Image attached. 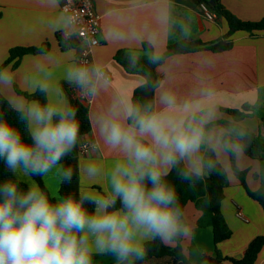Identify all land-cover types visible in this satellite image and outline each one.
Listing matches in <instances>:
<instances>
[{"label": "clouds", "instance_id": "obj_1", "mask_svg": "<svg viewBox=\"0 0 264 264\" xmlns=\"http://www.w3.org/2000/svg\"><path fill=\"white\" fill-rule=\"evenodd\" d=\"M154 42L150 38L149 47ZM148 59L160 61L151 53ZM66 79L87 98L97 96L106 82L104 71L95 65L71 67ZM12 83V75L0 71V85ZM38 90L47 93V85L40 83ZM9 103L30 139L0 118V160L11 173L0 182V264H95V256L135 264L145 257L149 242L159 239L174 245L189 238L193 226L186 222L176 188L167 177L175 168L185 181L202 179L216 167L207 152L217 158L229 153L239 158L248 136L232 123L209 129L217 118L213 109L178 119L171 115L176 111L172 107L158 111L152 104L116 100L97 117L99 139L92 151H102V144L120 158L108 173L95 163L82 169L91 182L105 177L104 191L81 187L78 197L56 196L52 202L30 178L45 177L56 169L62 182H70L73 170L65 169L61 161L81 139L77 109L22 99ZM182 111L191 113L193 106L185 103ZM21 183H27V189Z\"/></svg>", "mask_w": 264, "mask_h": 264}, {"label": "crops", "instance_id": "obj_2", "mask_svg": "<svg viewBox=\"0 0 264 264\" xmlns=\"http://www.w3.org/2000/svg\"><path fill=\"white\" fill-rule=\"evenodd\" d=\"M223 6L245 22H259L264 18V0H221ZM96 12L101 17V44L93 50L92 66H99L111 75L97 96L92 97L90 119L92 129L81 137L71 152L79 163V186L90 191L103 192L106 178L91 182L82 169L88 163L99 165L105 173L111 171L120 158L117 153L104 148L83 154V143L95 142L97 117L116 100H133L135 91L147 80L138 73H128L116 60L119 51L126 52L135 60L148 58V54L162 55L170 45L181 41L217 42L226 37L229 25L218 16L207 19L196 0H94ZM67 18L61 10V0L52 6L49 0H0V71L13 77L10 87L0 85V94L8 101L25 100L24 94L37 93L38 85L44 83L48 91L46 104L70 106L66 90L76 89L66 79L69 68L77 66L78 50L72 42L61 35L67 28ZM154 37L151 51L143 49ZM232 48L222 53L203 50L168 58L159 68L161 83L154 91L155 108L172 112L176 118L189 119L213 109L216 120L232 121L223 109L240 110L251 107L250 116L241 125L250 129L264 142V30L253 33L239 31L231 38ZM47 47L43 52L25 55L14 68V63L4 66L14 48ZM174 99V103H170ZM193 106L191 113L182 111L183 105ZM254 109V110H253ZM218 126V125H217ZM216 127V126H214ZM212 127V128H214ZM211 128V129H212ZM229 176L225 189L222 211L232 232L229 240L215 244L212 229L199 228L202 213L194 203L184 211L185 220L193 226L192 234L184 239L185 253L193 264H206L203 257L242 259L249 244L258 236H264V210L249 197L246 189L235 176L229 156L218 158ZM237 166L247 171V185L251 191L264 189V156L253 160L244 153L237 158ZM33 180V178H30ZM51 199L60 195L62 183L56 169L43 177ZM27 184V183H26ZM28 185V184H27ZM79 188V190H80ZM241 209L249 222L237 217ZM95 264H116L112 256H95ZM140 261V260H137ZM256 264H264V249Z\"/></svg>", "mask_w": 264, "mask_h": 264}, {"label": "trees", "instance_id": "obj_3", "mask_svg": "<svg viewBox=\"0 0 264 264\" xmlns=\"http://www.w3.org/2000/svg\"><path fill=\"white\" fill-rule=\"evenodd\" d=\"M197 4H207L217 16H221L226 19L229 25V32L225 38L211 43H204L201 41H181L174 45H170L166 52L159 55V63H152L148 58L138 60L136 64L131 63L132 56L126 52L119 51L115 60L128 72L138 73L144 76L147 83L138 88L133 96L132 103L137 105L152 104L155 107V96L151 99H146L142 96V92L147 88H153L155 91L160 83L161 76L158 73V68L170 57L180 54L196 53L203 50H209L214 53H222L229 51L232 48L231 36L239 31H245L253 33L254 31L264 30V18L259 22H245L240 20L229 10H227L221 0H196ZM212 3L214 5H212ZM73 46L76 47V43L71 41ZM46 50L47 47H32V48H14L10 51V56L4 66L14 63L13 67H18L20 60L28 54H37ZM143 49L145 51H151L152 47H149L148 43H143ZM157 56V55H156ZM71 100V107L77 109V119L80 123V136H86L91 132L92 125L90 119V106H85L78 100H75L72 96V89L66 90ZM27 98L36 99L41 105L46 104L45 94L38 91L33 95L24 94ZM254 110V109H253ZM223 112L232 117V121L220 120L213 124L208 125L211 129L214 126H224L229 123L235 124L245 129L248 133L247 138L243 141L244 150L243 153L253 160H261L264 156V142L259 136L253 133L250 129L241 125V122L249 117L251 107L243 106L240 110L237 109H223ZM0 118L7 119L11 124L18 127L25 140H29V134L25 124L20 121L18 114L10 107V103L0 94ZM207 157H210L216 162L215 170L212 173H205L202 179L194 180L192 182L183 180L178 174L177 169H173L167 180L175 186L179 196L180 205L182 211H185L186 206L189 203H194L197 210L202 213L201 218L197 222L199 228H211L215 244L218 245L229 240L232 236V232L227 224L225 216L222 211V202L225 198V189L229 186V176L219 161L217 156L212 152L206 153ZM230 163L232 170L241 182L242 186L246 189L249 197L258 202L264 210V189L260 188L257 191H251L247 185V171H241L237 166V158L229 153ZM61 164L65 169L71 168L73 170V176L70 182H62L60 186V195H76L79 196V163L76 158L70 153L66 156ZM180 168L184 167L182 163ZM11 178V173L7 170L4 161L0 160V182ZM33 180L41 187L42 190L48 192L45 187L43 177L34 176ZM20 187L27 189L26 183H21ZM49 195V194H48ZM50 198V196H49ZM52 202H55L50 198ZM119 202L116 207L118 208ZM86 207L90 211L94 210V206L86 204ZM184 238L178 239L174 245H165L159 239L149 242L146 245V255L140 261H135V264H193L189 256L186 255L183 247ZM264 249V236L256 237L248 246L242 259L223 258L221 255L216 257H203V261L206 264H256L259 254Z\"/></svg>", "mask_w": 264, "mask_h": 264}, {"label": "built area", "instance_id": "obj_4", "mask_svg": "<svg viewBox=\"0 0 264 264\" xmlns=\"http://www.w3.org/2000/svg\"><path fill=\"white\" fill-rule=\"evenodd\" d=\"M205 17L211 21L217 19V14L203 3L200 5ZM61 10L67 18V28L61 35L69 41L76 43L78 50V65L91 67L93 63V50L101 44L98 39L101 33V17L96 12L94 0H61ZM106 81L111 80V75L105 72ZM72 96L85 106H90L92 98L81 95L79 88L72 89ZM92 143L86 142L81 145V152L87 154L92 150ZM237 217L249 222V219L241 209L237 212Z\"/></svg>", "mask_w": 264, "mask_h": 264}, {"label": "water", "instance_id": "obj_5", "mask_svg": "<svg viewBox=\"0 0 264 264\" xmlns=\"http://www.w3.org/2000/svg\"><path fill=\"white\" fill-rule=\"evenodd\" d=\"M212 5H214V4L212 3ZM131 63L135 64V60H132ZM141 94L144 98L151 99L153 97L154 90H153V88H147Z\"/></svg>", "mask_w": 264, "mask_h": 264}, {"label": "rangeland", "instance_id": "obj_6", "mask_svg": "<svg viewBox=\"0 0 264 264\" xmlns=\"http://www.w3.org/2000/svg\"><path fill=\"white\" fill-rule=\"evenodd\" d=\"M98 39H99V37H98Z\"/></svg>", "mask_w": 264, "mask_h": 264}]
</instances>
